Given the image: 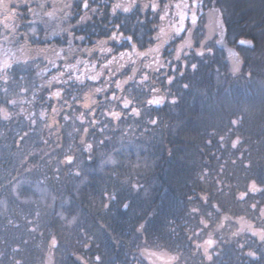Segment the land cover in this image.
<instances>
[{"label":"trees","instance_id":"1","mask_svg":"<svg viewBox=\"0 0 264 264\" xmlns=\"http://www.w3.org/2000/svg\"><path fill=\"white\" fill-rule=\"evenodd\" d=\"M167 1L0 0V264H263L264 56L173 74ZM235 3L256 48L264 0Z\"/></svg>","mask_w":264,"mask_h":264},{"label":"flooded vegetation","instance_id":"2","mask_svg":"<svg viewBox=\"0 0 264 264\" xmlns=\"http://www.w3.org/2000/svg\"><path fill=\"white\" fill-rule=\"evenodd\" d=\"M118 1H119L118 3L119 7H117L118 12L122 13L123 16L125 15L132 16L139 9V6H137L136 4V0H118ZM193 3L194 0H179L175 2V4H173L172 7L166 4L164 8L168 11L171 8L174 9L173 14L169 15V17H171L173 28L175 32H177L176 34H178V36H175L173 39L174 43L177 42L176 47L181 45L183 39L186 40L189 39L192 40L191 41L192 43H194V49L188 52L189 57H194V59L196 60L198 59L197 61L203 60L208 57L211 58L212 61L225 59L226 61H229L231 68L235 65L237 67H240L239 70L242 67L244 68V70H246L248 63L245 64V62L249 60L251 53L255 49V46L253 49H251L245 45H241L240 41L255 39V37L245 34L246 31L242 29L241 26H243V23L241 21L238 20L229 21L228 19H226L227 16L224 13H222L223 6L216 3L215 0H197L198 6L195 9L196 23L195 25H193L191 19L193 14ZM150 5L152 7V10H154L153 1L150 2ZM184 5H187V7H184ZM156 6L160 7L159 5ZM125 8H127L128 11H124ZM151 12L149 13L150 17L152 16ZM182 15L184 17V20H183V28L181 30L180 21ZM222 37L224 39V43L227 46L233 48L236 51V54L229 53L225 47L219 48L217 46L218 41L222 39ZM201 51L203 52V55H196L197 52H201ZM170 53L171 52L161 53L158 54V56L171 57ZM102 54L103 53H100L99 55ZM154 55H155L154 52L147 53L146 55H144L147 57V61L144 60L141 61V63H145V62L148 63L151 59H153ZM165 58L157 59V64L159 63L168 64L167 62H169V60H165ZM185 58L186 56L183 55L182 57H179L175 61L171 60L173 61V65L170 66L168 64L169 71L175 74L180 72V66L186 68L187 60H184ZM150 63L154 66V62H150ZM197 64H198L197 67L199 68L200 62ZM86 72L87 74L90 73L89 67L86 68ZM260 256L262 257V261L264 264V248L261 251Z\"/></svg>","mask_w":264,"mask_h":264},{"label":"rangeland","instance_id":"3","mask_svg":"<svg viewBox=\"0 0 264 264\" xmlns=\"http://www.w3.org/2000/svg\"><path fill=\"white\" fill-rule=\"evenodd\" d=\"M235 1L236 0H232V2H230L228 0H215L216 3H218L219 5H222L223 8L225 9L224 14L227 16V19H229L230 17L237 18V17H240V16L243 15V13H241V12H239V13H236L235 12L236 9H237V6H236L237 3H235ZM118 3H119V1H118ZM237 11H240V10H237ZM165 16H167V14H165ZM41 32H42V30L40 28L36 27V26H34V27H32V28L29 29V33L31 35H34L38 39H41L42 38V36L40 35ZM255 36H256L257 39H260V37H261V39H264V28H263V30H262L261 33H255ZM191 41L192 40H189V39H187V40L186 39H183V41L181 42V45L178 46V47H176V49L173 52L170 53V55H171L170 58L171 59L169 60V62H167L170 66L173 65V61H171V60H174L175 61L176 59H178L176 52H179V57H182L183 55H185L186 58L184 60H186L189 57L188 56V52L190 50H193L194 49V43H192ZM188 42H190V44ZM254 50L255 51L252 52L251 55H250L251 57H256V56H259L260 54H261V56L262 55L264 56V40H261L260 45H258ZM226 63L228 64V67H225V65H223V68L226 70L227 73L228 72L230 73L231 71H233L234 74L236 72L237 73L239 72V68L240 67H237V66L234 65L232 68H230L229 61H226ZM187 68H193V67L190 66V67H187ZM138 73H139V71L136 70V73L135 74L137 75ZM183 76L185 77L186 75L184 74ZM216 76L217 77H215V81L216 82H219L220 81V79H219L220 76L219 75H216ZM176 78L177 77H175V79L172 78V80H171L172 82L170 81L172 85H173L174 81L176 80ZM258 81L259 80L257 78L256 79H252L251 86L253 88H255V84L256 83H259ZM137 84L139 85V88H138L137 91H139V90L142 89L143 92H144L143 95H142V98H141V102H145L146 101V104L152 106L153 105V102H155V101H153L152 100L153 98L151 99L150 95L148 94L149 93V88L147 87L148 85L145 82L144 78H142L141 80L138 79ZM124 86L125 85H122L121 87H124ZM263 88H264V86H263ZM260 93L263 94V92L261 90H259L258 94H260ZM170 97H171V95H170ZM10 102H12V105H14V103H18L19 102V99L15 100L14 102L11 100ZM158 104H160V103H158ZM2 111H3V109H2ZM8 115L9 114L7 112H5V111L2 112V117L8 116ZM242 224L244 225L245 223H242ZM143 252L145 253V256H147L149 254V251H146V248L143 249ZM165 258L168 259V256H165Z\"/></svg>","mask_w":264,"mask_h":264},{"label":"snow or ice","instance_id":"4","mask_svg":"<svg viewBox=\"0 0 264 264\" xmlns=\"http://www.w3.org/2000/svg\"><path fill=\"white\" fill-rule=\"evenodd\" d=\"M197 6H198L197 0H194V3H193V14H192V17H191L193 25H195V23H196L195 9H196ZM84 7L85 8H88L87 0H85ZM115 7H119V5H116ZM115 7H114L113 11H115ZM178 7H179V5H178ZM184 7H187V5H184ZM124 11H128V9L125 8ZM183 20H184V17L182 15L181 16V21H180V23H181V30L183 28ZM79 39L83 40L84 37L81 36V37H79ZM110 39L113 40V41H115L116 43H120L121 42V39H122V34L121 35H117L116 32H113L112 35H111V37H110ZM123 39L126 40L129 44H131V42H132L131 37H123ZM188 43L190 44V42H188ZM105 44H106V41H100L99 42V45L101 46V48H102L103 51L111 52L112 51L111 48H105V47H103ZM132 48H133V50H135V45L134 44H132ZM125 55H127V53H121V57H123ZM196 55H203V52L202 51L201 52H197ZM177 58H179V52H177ZM109 63H111V61H109ZM93 67H94V65H93ZM192 67L195 68L196 65L193 64Z\"/></svg>","mask_w":264,"mask_h":264},{"label":"water","instance_id":"5","mask_svg":"<svg viewBox=\"0 0 264 264\" xmlns=\"http://www.w3.org/2000/svg\"><path fill=\"white\" fill-rule=\"evenodd\" d=\"M242 42H243V43H242ZM240 44H241V45H245V46H247V47H249V48H251V49H253L254 46H255V45H254V42H253L252 40H241V41H240ZM217 46H218L219 48L225 47L229 53H234V54H236V51H235L233 48L227 46V45L224 43V39H223V37H222V39H220V40L218 41ZM159 100H160V97H157V98H156V106H158V101H159Z\"/></svg>","mask_w":264,"mask_h":264}]
</instances>
